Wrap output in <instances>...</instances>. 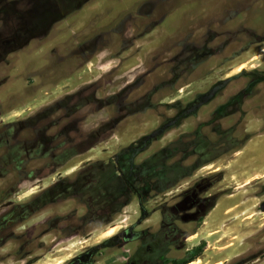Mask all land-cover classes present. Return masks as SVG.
Instances as JSON below:
<instances>
[{"label": "rangeland", "instance_id": "1", "mask_svg": "<svg viewBox=\"0 0 264 264\" xmlns=\"http://www.w3.org/2000/svg\"><path fill=\"white\" fill-rule=\"evenodd\" d=\"M263 207L264 0H0V264H264Z\"/></svg>", "mask_w": 264, "mask_h": 264}, {"label": "flooded vegetation", "instance_id": "2", "mask_svg": "<svg viewBox=\"0 0 264 264\" xmlns=\"http://www.w3.org/2000/svg\"><path fill=\"white\" fill-rule=\"evenodd\" d=\"M126 166H124L125 168ZM126 171L129 170L131 173H133L134 176H136L135 167L129 164V168L125 169ZM124 170V172H125ZM138 175V173H137ZM136 183H139V179H115L113 182L110 183L111 189H113V192L118 194V196L122 195V192L126 188L125 185L130 186L132 189L136 190ZM107 189V187H105ZM144 210V213H147V211ZM105 243V242H104ZM110 243H105L104 250L111 248L109 246ZM146 252V253H145ZM145 252L141 248L136 249L132 255L128 257L126 261L121 260L120 258H115L110 262H106L105 264H145L146 261L153 263V258L150 257L151 254H153L154 249L152 245H147L145 247ZM147 254H149V258L145 257ZM95 257V254L93 253L92 249L82 251L70 259L64 261L62 264H94L92 262L93 258Z\"/></svg>", "mask_w": 264, "mask_h": 264}, {"label": "trees", "instance_id": "3", "mask_svg": "<svg viewBox=\"0 0 264 264\" xmlns=\"http://www.w3.org/2000/svg\"><path fill=\"white\" fill-rule=\"evenodd\" d=\"M205 241L203 240L201 242V244L193 247L192 249L188 250L187 254L189 256L188 259H184L182 261H178V260H172V264H187L189 261L195 259L196 257L200 256L201 253L203 252V249L205 247Z\"/></svg>", "mask_w": 264, "mask_h": 264}, {"label": "bare ground", "instance_id": "4", "mask_svg": "<svg viewBox=\"0 0 264 264\" xmlns=\"http://www.w3.org/2000/svg\"><path fill=\"white\" fill-rule=\"evenodd\" d=\"M105 234L110 236L112 234V230L106 231Z\"/></svg>", "mask_w": 264, "mask_h": 264}, {"label": "water", "instance_id": "5", "mask_svg": "<svg viewBox=\"0 0 264 264\" xmlns=\"http://www.w3.org/2000/svg\"><path fill=\"white\" fill-rule=\"evenodd\" d=\"M264 208V207H263Z\"/></svg>", "mask_w": 264, "mask_h": 264}]
</instances>
